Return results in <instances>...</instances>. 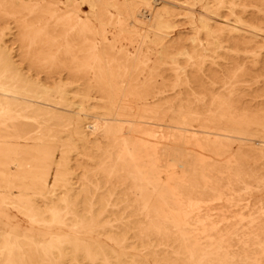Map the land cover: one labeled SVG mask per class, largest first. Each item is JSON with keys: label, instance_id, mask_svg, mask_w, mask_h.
<instances>
[{"label": "rangeland", "instance_id": "obj_1", "mask_svg": "<svg viewBox=\"0 0 264 264\" xmlns=\"http://www.w3.org/2000/svg\"><path fill=\"white\" fill-rule=\"evenodd\" d=\"M0 170V264H264V0H0Z\"/></svg>", "mask_w": 264, "mask_h": 264}, {"label": "bare ground", "instance_id": "obj_2", "mask_svg": "<svg viewBox=\"0 0 264 264\" xmlns=\"http://www.w3.org/2000/svg\"><path fill=\"white\" fill-rule=\"evenodd\" d=\"M2 86V85H1ZM3 94H5V93H3ZM139 101V100H138ZM3 106V105H2ZM11 119V118H10ZM15 120V119H14ZM110 122V121H109ZM109 122H107V123H109ZM115 122V121H114ZM118 123V122H117ZM43 124V123H42ZM102 124V123H101ZM119 128V127H118ZM133 129V128H132ZM106 132V131H105ZM16 133V132H15ZM19 134V133H18ZM126 134V133H125ZM132 134V133H131ZM18 136V135H17ZM149 136V135H148ZM148 136H146V138H148ZM151 137V136H150ZM20 138V137H19ZM152 138V137H151ZM223 138V137H222ZM228 138V137H227ZM150 139V138H149ZM10 140V139H9ZM13 140V139H12ZM142 142V141H141ZM125 143V142H124ZM146 143V142H145ZM172 145V144H171ZM124 146V145H123ZM127 146V145H126ZM155 146V145H154ZM125 147V146H124ZM126 148V147H125ZM146 148V147H145ZM148 148V147H147ZM173 148H174V146H173ZM175 149V148H174ZM125 150V149H124ZM203 150V149H202ZM147 152H148V154L150 153V155H151V158H152V162L154 163V162H156V150L155 149H147ZM167 152V151H166ZM132 157V156H131ZM167 157V156H166ZM130 160V159H129ZM133 160V159H132ZM131 160V161H132ZM143 160V159H142ZM151 160V159H150ZM148 162V161H147ZM133 163V162H132ZM170 164V163H169ZM149 167V166H148ZM166 168H167V165H166ZM205 169H206V165L205 164H203L202 166H201V169H200V173H199V176H201L202 178H204V175H205ZM209 169V168H208ZM123 170V169H122ZM138 170V169H137ZM136 170V171H137ZM153 170H154V168H153ZM1 171V170H0ZM139 171V170H138ZM138 171H137V173H138ZM154 172V171H153ZM158 172V171H157ZM169 172V171H168ZM163 174V173H162ZM161 174V175H162ZM112 175V174H111ZM146 175V174H145ZM160 175V176H161ZM133 176V175H132ZM139 176H141L142 177V175L140 174ZM169 176V175H168ZM167 176V177H168ZM144 177V176H143ZM176 178V180H177V186H176V188L174 189V188H172L171 186H168L166 189H165V196L166 197H172V198H174L175 200H176V203L180 206V207H184V205H185V203H183V200L181 199V197H179V194L178 193H184V190H191V191H194L195 190V187H196V182H193L192 180L190 181V180H187L186 178H183V179H179V178H177V177H175ZM143 180V179H142ZM145 180V179H144ZM147 180V179H146ZM149 180V179H148ZM141 181V180H140ZM156 181V180H155ZM167 181H168V179H167ZM141 183V182H140ZM146 183V182H145ZM147 185H148V183H146ZM153 184V183H152ZM175 184V185H176ZM141 185V184H140ZM151 185V184H150ZM163 185V184H162ZM154 186V185H153ZM164 186V185H163ZM138 187H139V184H138V186H137V189H138ZM148 187H149V185H148ZM142 189V188H141ZM140 191H142V190H140ZM147 190H145V192H146ZM157 191V190H156ZM143 192V191H142ZM141 192V193H142ZM163 192V191H162ZM147 193V192H146ZM143 194V193H142ZM159 194V193H158ZM163 194V193H162ZM143 198V197H142ZM157 198H159V196L157 197ZM7 199V198H6ZM161 200H162V198H160ZM164 199V198H163ZM193 200V199H192ZM19 201V200H18ZM25 201V200H24ZM166 201V200H165ZM23 202V201H22ZM145 204V203H144ZM165 205V204H164ZM66 206V205H65ZM145 206V205H144ZM165 208V207H164ZM167 208V207H166ZM186 208H188V207H186ZM5 210H3V211H1L0 212V224L3 226V224L4 223H7V222H10L9 221V219H4V218H6V214H5V212H4ZM164 211H165V209H164ZM178 211V210H177ZM3 212V213H2ZM177 216V215H176ZM181 217V216H180ZM256 218V217H255ZM7 220V222H5ZM179 220V219H178ZM184 221V220H183ZM255 221V220H254ZM186 222V221H185ZM177 225V224H176ZM184 225H185V223H184ZM184 225H182V228H183V226ZM4 227V226H3ZM7 227H9V228H7ZM185 227V226H184ZM18 229H19V227H15L14 226V228H12V226H10V225H8V226H6V227H4V231L3 232H1L0 233V236H1V238L2 239H6V240H12L13 241V243H16V247H17V249H18V251L20 252V255H21V259H22V261H27V259H28V256H27V252L25 251V249H23V246L24 245H22L21 244V242H18V239H20V237L22 236V231H18ZM185 229H186V227H185ZM184 229V230H185ZM185 237V236H184ZM183 237V238H184ZM186 240V239H185ZM189 240V239H188ZM184 245H186V244H184ZM192 251V250H191ZM193 253V252H192ZM193 255V254H192ZM207 257V256H206ZM205 257V258H206ZM3 258V257H2ZM193 262H194V260H193Z\"/></svg>", "mask_w": 264, "mask_h": 264}]
</instances>
